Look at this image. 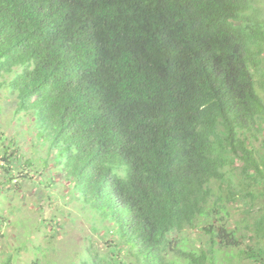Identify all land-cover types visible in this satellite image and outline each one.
Here are the masks:
<instances>
[{
    "label": "trees",
    "instance_id": "16d2710c",
    "mask_svg": "<svg viewBox=\"0 0 264 264\" xmlns=\"http://www.w3.org/2000/svg\"><path fill=\"white\" fill-rule=\"evenodd\" d=\"M0 76L44 169L64 172L95 232L116 223L78 264H264V207L245 248L227 219L264 197L260 0H0ZM13 148L0 134L2 185L22 188L41 165Z\"/></svg>",
    "mask_w": 264,
    "mask_h": 264
},
{
    "label": "rangeland",
    "instance_id": "374dc122",
    "mask_svg": "<svg viewBox=\"0 0 264 264\" xmlns=\"http://www.w3.org/2000/svg\"><path fill=\"white\" fill-rule=\"evenodd\" d=\"M263 4L264 0H260V5ZM8 79V76H0L2 83ZM258 92L264 99V90L258 88ZM19 103L17 95L12 94L7 85L0 88V134L6 137L7 145L17 149L24 163L33 160V165L39 163L41 166L33 168L36 173L33 180L23 181L22 188H17L16 180L11 185L3 186L2 183L7 180L2 169L5 163L0 158V264H4L9 255L14 257L11 264H31L37 258L41 264H78L90 240L101 253L107 252L109 241L105 238L116 230V223H101L98 220L101 223L99 230H93V210L90 207L85 209L69 199V184L65 182L64 172L52 164H49L48 170L42 166L48 156L47 148L38 143L39 131L34 128L33 116L25 112L18 113ZM256 145L260 147L258 142ZM262 153L264 154V150ZM55 154L56 151L50 154V161ZM53 179L55 183L51 186L39 185L42 181ZM220 186V183L215 182L214 189L217 190ZM228 207L231 211L227 218L229 229H240V247L253 245L257 240L253 232L255 227L247 224L260 219L264 197L254 201L251 214L247 213L249 206L241 198L234 205L228 204ZM54 216V222L57 223L53 224L55 228L40 225L42 220H50ZM3 220L5 221L2 223ZM189 236V239H194L198 234L191 236L189 233ZM202 240L207 241L208 237L203 236ZM40 246L41 251H38L37 247ZM232 251L237 253L236 247ZM227 252L232 253L230 250ZM230 258L226 253H220L219 264H232Z\"/></svg>",
    "mask_w": 264,
    "mask_h": 264
}]
</instances>
